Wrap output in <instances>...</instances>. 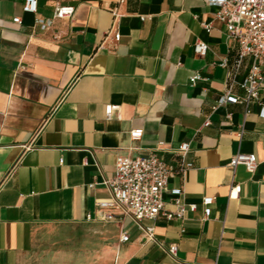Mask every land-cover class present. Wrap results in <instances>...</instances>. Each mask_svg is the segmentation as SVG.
I'll return each instance as SVG.
<instances>
[{"label": "crops", "instance_id": "1", "mask_svg": "<svg viewBox=\"0 0 264 264\" xmlns=\"http://www.w3.org/2000/svg\"><path fill=\"white\" fill-rule=\"evenodd\" d=\"M24 1L0 0V264H69L64 248L74 257L81 241L100 242L87 264L101 255L110 264H264V89L250 103L218 105L230 74L232 96L245 99L252 60L238 66V44L216 8L205 0H38L33 15ZM59 4L77 8L74 20L37 29ZM198 40L209 45L205 57L194 51ZM196 73L207 81L191 85ZM109 105L119 117L107 119ZM134 129L144 131L137 142ZM185 143L193 167L171 178L165 210L176 211L174 190L196 210L144 220L159 243L130 218H103L120 215L98 206L110 199L105 180L119 157L156 153L178 168ZM239 153L257 156L254 173L228 167ZM206 196L215 199L208 218ZM47 241L53 260L40 253Z\"/></svg>", "mask_w": 264, "mask_h": 264}, {"label": "built area", "instance_id": "2", "mask_svg": "<svg viewBox=\"0 0 264 264\" xmlns=\"http://www.w3.org/2000/svg\"><path fill=\"white\" fill-rule=\"evenodd\" d=\"M124 0H118L123 3ZM208 6L216 8L215 18L226 28L228 39L238 44V66H240L246 58L252 60L251 67L242 88L246 92L244 100H239L232 96L231 88L234 82L232 74L229 75L228 89L220 98L218 105L229 103H242L255 101L259 99L260 92L264 89V0H205ZM38 0H25L23 11L27 14L36 15L38 13ZM77 8L73 5H57L53 12V16L49 19L37 18L36 28L41 32L48 33L54 29L58 20L69 21L74 20ZM115 18L119 16L117 9L113 11ZM145 19L144 17L142 18ZM17 24H22V19L17 17L14 19ZM208 32L211 26H207ZM53 38L58 40L59 34H54ZM115 39L119 40L120 35L115 34ZM209 50V45L198 40L194 46V51L198 56L205 57ZM224 63V66H226ZM207 81V78L200 73H196L190 79L191 85L198 82ZM120 107L116 105L106 106V117L111 119L114 116L119 117ZM264 115V114H263ZM210 121L205 123L209 126ZM144 131L142 129H134L130 132L133 142L142 139ZM243 132L239 133L242 137ZM162 145V144H161ZM135 148L131 147L130 151ZM189 150V144L185 143L180 148V165L178 168L168 166L156 153L146 156L129 154L121 156L117 159L115 175L105 180L110 199L108 201L99 202L100 210L107 209L119 210L120 215L105 213L103 218L112 221L118 219L122 221L124 218H130L144 232L148 241L159 243L155 237L153 227H144V220H155L160 215L166 216L168 219L177 217L184 219L189 210H196L197 204H186L183 199L181 190L171 191L173 196V204L176 211L167 212L165 210V195L168 192V185L176 174H185L193 167L191 163L186 162V156ZM243 165L248 172L254 173L258 167V159L255 154L239 153L233 156L228 167L234 170L237 166ZM242 191L240 184L233 185L230 192V199H236ZM215 203V199L210 196L202 198L201 206L208 218L211 213V207ZM91 220V216H87ZM129 237L124 234L122 242H127ZM178 247L170 246L168 250L169 256L173 260H177Z\"/></svg>", "mask_w": 264, "mask_h": 264}, {"label": "rangeland", "instance_id": "3", "mask_svg": "<svg viewBox=\"0 0 264 264\" xmlns=\"http://www.w3.org/2000/svg\"><path fill=\"white\" fill-rule=\"evenodd\" d=\"M99 241H95V242H87V241H81L79 242L74 248L73 250L75 251L76 255L74 257H72L71 255L73 254L72 252V248L71 246L69 247H65V251L67 253H64V260L66 263L69 262V264H87L88 263V259L91 260V258L87 257V250H89L90 248H95L96 250L99 251ZM39 249H40V253L41 254H47V258L48 260H53L54 259V254L56 251V246L54 245V242L51 241H47L46 243H44L43 245H39ZM86 255V256H84ZM74 259V261H72ZM67 260V261H66ZM90 264H110V260L109 258H105L101 255L96 257L95 262H92Z\"/></svg>", "mask_w": 264, "mask_h": 264}]
</instances>
